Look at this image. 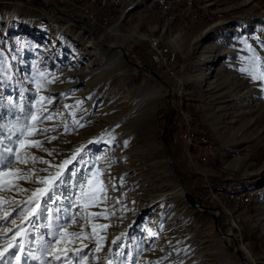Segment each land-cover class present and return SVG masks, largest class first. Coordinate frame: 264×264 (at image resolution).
Instances as JSON below:
<instances>
[{
  "label": "rangeland",
  "instance_id": "obj_1",
  "mask_svg": "<svg viewBox=\"0 0 264 264\" xmlns=\"http://www.w3.org/2000/svg\"><path fill=\"white\" fill-rule=\"evenodd\" d=\"M55 7L80 15L71 5L50 8ZM41 9L37 2L0 0V125L9 131L23 128L29 106L40 115L37 102L43 96L54 98L42 110L53 118L39 128L55 129L30 135L25 147L17 146L37 162L14 163L13 175L0 177L18 185L0 190V223L16 215L18 207H9L12 200L22 205L37 188L48 186L35 183L48 178L42 171L48 164L39 161L60 165L74 154L84 155L103 175L93 178L96 195L85 198L83 211L75 210L80 215L62 230L52 252L71 256L91 248L83 264H107L110 250L124 254L114 257L120 264H246L244 257L264 264V81H252L240 71L248 55L242 51L245 42L264 47V0H192L170 12L165 22L153 0H123L106 17V27L114 29L106 31L101 22L93 27L105 51L120 35L126 38L122 50L127 58L122 54L118 60L87 47L84 21L71 19L73 25L64 29ZM156 38L175 53L172 67L152 62L148 41ZM78 102V110L66 107ZM72 111L82 127L73 124ZM90 138L96 140L82 148ZM35 141L44 143L39 149L28 147ZM17 170L34 172L32 182L19 179ZM87 176L82 164L78 178ZM98 180L107 188L106 200ZM179 181L199 211L187 204ZM64 193L53 207H65L72 187ZM210 212L222 215L219 226ZM31 218L26 214L24 219ZM20 224L17 219L16 225H6L8 231L0 227V250L24 235L5 239ZM68 233L86 235L66 239Z\"/></svg>",
  "mask_w": 264,
  "mask_h": 264
},
{
  "label": "snow or ice",
  "instance_id": "obj_2",
  "mask_svg": "<svg viewBox=\"0 0 264 264\" xmlns=\"http://www.w3.org/2000/svg\"><path fill=\"white\" fill-rule=\"evenodd\" d=\"M257 48H260V51H257ZM242 51L247 52L248 55L244 58V66L240 68V71L250 76L252 81H264V58L261 57V52H264V47L248 45L245 42V47ZM2 67V65H0ZM259 68V71L257 69ZM45 79L42 77V80ZM51 82V81H49ZM39 90V85L37 86ZM46 90V89H45ZM261 90L264 91V87H261ZM23 96V93H20ZM51 97H40L39 108L37 113H33L31 106H29L27 113L24 114V127L17 130L15 126L9 131L6 129V126L0 125V177H10L13 173L10 171L14 163H24L29 162L36 163L37 158L33 155H30L27 151L24 153H19L17 146L20 148L25 147L24 140L30 135H44L49 131H55V129H40L39 124L44 123L46 120H51L53 117L49 113L47 116L42 114V110L45 107V103H51ZM44 102V103H41ZM82 102H78L75 106H66V107H75L77 110L80 107ZM70 115L73 116V124L78 126H83L79 121L75 120V111H72ZM29 121L32 123L30 124ZM65 132L68 133L69 129L65 125ZM51 139H56L52 137ZM109 139H114L110 137ZM47 142H51L48 140ZM107 142V141H105ZM43 141H35L30 143L28 147H35L37 149L41 148ZM79 152V149L77 150ZM48 155H52L51 152H48ZM40 163L48 164V168L43 169L42 171L48 173V178L41 179L37 178L35 183L39 185H48L47 187L37 188L36 191L32 192L31 198L21 205V202L12 200L9 204V207L17 206L18 211L16 215L13 216L10 220L7 215L4 217V222L0 223V227H4L6 231L7 224L16 225L17 219H21V224L17 225L13 231L12 237H5V239H13L20 233L24 235L20 240L16 241L14 244H4L2 250H0V264H83L87 259L89 253L92 249L90 248L87 253H74L69 256L66 253L61 252H52L51 249L53 245L59 243L62 237V230L71 226L76 222V217L80 215V212L75 211L77 208H80L83 211L82 205L84 200L89 195L95 196L96 193L93 192L94 183L93 178L103 175V170L97 168L95 163L89 164L85 159L84 155H80L77 158V155H73L70 160H64L60 165H53L49 161L41 160ZM87 165L88 176L86 179H79L78 173H80L81 165ZM68 165H72L70 170H67ZM56 168L57 171H50L51 168ZM8 170V171H6ZM66 172V174H65ZM34 172H19L17 170V175L19 179H24L27 182L31 181V176L34 175ZM97 183L101 185L100 191L103 192L104 199L106 200L107 188L103 187V180H98ZM0 185L2 188L0 190H10L15 185L13 183H7L3 180H0ZM68 186L72 187V197L65 202V207H53L61 204L64 198V189ZM123 186V178H121V187ZM113 190L115 186H113ZM19 191H26L25 189H19ZM120 201L117 200L116 203ZM99 203V201L97 202ZM96 206V205H92ZM26 214L32 215L31 219H24ZM111 213L110 215H114ZM103 218L107 219L108 215L100 214ZM55 217L53 220L52 218ZM108 225H101V229H106ZM43 228V231L41 229ZM95 233H93L94 235ZM83 233H68L67 238L78 239ZM91 238V237H88ZM113 245L117 248H123L124 245H117L116 241H113ZM102 246V241L98 240L96 245H94L97 253L100 252ZM15 249L14 251H9V249ZM124 255L122 252L112 253L110 250L109 260L107 264H120V261L114 259V257H120ZM132 264H135V260H132Z\"/></svg>",
  "mask_w": 264,
  "mask_h": 264
},
{
  "label": "bare ground",
  "instance_id": "obj_3",
  "mask_svg": "<svg viewBox=\"0 0 264 264\" xmlns=\"http://www.w3.org/2000/svg\"><path fill=\"white\" fill-rule=\"evenodd\" d=\"M153 1H155V0H153ZM188 1H191L190 3H192V0H178V3H176V2H173V1H171V0H166V3L167 4H169V7H168V11H169V14H170V12H172L173 10H177V9H180V8H182L183 9V7L186 5V3L188 2ZM42 2H43V4H46V6H48V7H52V6H54V3L52 2V1H49V0H42ZM180 7V8H179ZM56 8V12H55V9H51V11H52V13L47 9V8H43V9H41V13L44 15V16H46V17H50V18H52V19H55V21H57L58 23H61V24H63L64 25V29H68L69 27H71V25H73V21L71 20V19H74V20H76V21H85V19L84 18H81V17H85V15L83 14V13H80V15L79 14H77V15H70V14H66V13H64V12H62L61 10H59L57 7H55ZM46 9V10H45ZM58 9V10H57ZM48 10V11H47ZM127 10V9H126ZM81 14H83V15H81ZM86 19H87V22H88V24H89V26H87L86 24H85V22H84V28L83 29H85L88 33H89V30H92V33H89V38H90V42H89V44L87 45V47L88 48H95V50H98V52L99 53H111L114 57H115V59L116 60H118V59H120V57L122 56V54H123V52L125 51V49L124 50H122L123 48H124V46H125V43H126V38L124 37V36H119V40H118V42H116L110 49H109V51L107 50V51H105L103 48H101V45H104V44H102V42H101V40H100V38L98 39V37H97V35H96V32H95V29L93 28L94 27V24H97V23H100V22H102V20H100V19H97V20H95L94 22L93 21H91L89 18H87V17H85ZM83 19V20H82ZM164 22V21H163ZM113 27H115V26H113ZM112 26H110V27H108V29H106V31H110L111 29H114ZM112 32H113V30H112ZM109 33V32H108ZM112 34V33H111ZM117 34V33H116ZM159 39H152L151 41H158ZM160 44H161V46H162V48H163V50L165 51V55H167V56H172V59H176L177 57H176V55H175V53L173 52V51H171V49L167 46V45H165L164 43H162L161 42V40H160ZM107 48V47H106ZM100 50H102V51H100ZM74 87H76V86H73V87H71L70 89H73ZM191 134V133H190ZM195 139H197V138H195ZM194 139V140H195ZM94 140H96L95 138H90V139H88L87 141H85V142H82V144H80L81 145V147L83 148V147H85L86 145H88L89 143H91L92 141H94ZM189 140L191 141V139L189 138ZM202 140H203V138H202ZM202 142V141H201ZM89 146V145H88ZM175 173V172H174ZM178 188H180V191L184 194V192H186V193H188V194H190L188 191H187V189H186V187H185V185H184V183L183 182H179L178 183ZM191 195V194H190ZM155 203V202H154ZM188 204V203H187ZM189 205V204H188ZM190 206V205H189ZM191 207V206H190ZM192 209H194V210H198V209H195V208H193V207H191ZM219 210V209H218ZM199 211V210H198ZM209 214V213H208ZM210 215L212 216V218L213 219H215L216 217H217V215H214V214H212V212H210ZM221 214H220V216H219V221H220V218H221ZM219 223V222H218ZM218 226H219V224H218ZM225 236V238L226 239H229L230 241L233 239L234 240V237L233 236H231V235H224ZM232 238V239H231ZM228 240V241H229ZM242 252V250H241V248L238 250V252H239V254H241V252ZM250 259V258H249ZM247 257L245 258L244 257V260H245V263L246 264H252V263H250L251 261L249 260Z\"/></svg>",
  "mask_w": 264,
  "mask_h": 264
},
{
  "label": "built area",
  "instance_id": "obj_4",
  "mask_svg": "<svg viewBox=\"0 0 264 264\" xmlns=\"http://www.w3.org/2000/svg\"><path fill=\"white\" fill-rule=\"evenodd\" d=\"M56 5H61L63 7L68 6L76 9L78 13H83L85 17L89 18L91 21L97 20L96 16L98 13L100 16V20L103 22L102 25L106 27L108 25V21L106 17L110 16V13L115 9H119L122 6L123 0H77L74 3V0H51ZM173 1V0H171ZM174 2V1H173ZM178 3V0H175ZM190 3V1H188ZM187 4V3H186ZM154 6L157 9L158 18L161 21H166L169 11V4L166 3V0H155ZM99 19V18H98ZM110 27V26H108ZM106 27V29H108ZM150 47V57L152 62L157 67H172L175 63L176 59H172V56L165 55V51L163 50L160 40L158 41H148ZM203 147H207V141L203 138ZM204 160V158H202Z\"/></svg>",
  "mask_w": 264,
  "mask_h": 264
},
{
  "label": "water",
  "instance_id": "obj_5",
  "mask_svg": "<svg viewBox=\"0 0 264 264\" xmlns=\"http://www.w3.org/2000/svg\"><path fill=\"white\" fill-rule=\"evenodd\" d=\"M27 1H29V2H37L39 5H41L42 6V8H49L48 10L52 13V11H51V8L50 7H48V6H46V4H43V2H42V0H27ZM55 9V12H56V8H54ZM58 10V9H57ZM81 18H84L85 19V24L87 25V26H89V24H88V22H87V19L85 18V17H81ZM83 20V19H82ZM89 33H92V30H89ZM123 57L124 58H127V54H126V51H124L123 52ZM150 75L153 77V78H155V79H157L159 82H161V83H163L162 81H161V79L158 77V75L156 74V73H154L153 71H150ZM171 107V106H170ZM166 150H167V152H169V150H170V148H166ZM174 177L175 178H177L175 175H174ZM180 182V181H179ZM184 198H185V200H186V202L191 206V207H193V208H195L196 207V203H195V201H194V199L192 198V196L190 195V194H188V193H186V192H184ZM200 209H201V206H198ZM204 210V212H207V209H203ZM214 214V213H213ZM214 215H216V214H214ZM215 224H216V226H218V222H219V217H216L215 219ZM236 247L238 248V246L236 245ZM239 249V248H238ZM238 249H237V252H238ZM239 253V252H238Z\"/></svg>",
  "mask_w": 264,
  "mask_h": 264
},
{
  "label": "trees",
  "instance_id": "obj_6",
  "mask_svg": "<svg viewBox=\"0 0 264 264\" xmlns=\"http://www.w3.org/2000/svg\"><path fill=\"white\" fill-rule=\"evenodd\" d=\"M35 5V3H33Z\"/></svg>",
  "mask_w": 264,
  "mask_h": 264
}]
</instances>
